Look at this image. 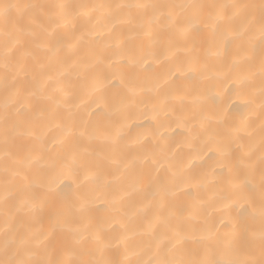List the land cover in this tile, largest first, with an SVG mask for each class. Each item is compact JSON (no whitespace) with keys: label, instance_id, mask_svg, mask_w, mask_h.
<instances>
[{"label":"bare ground","instance_id":"1","mask_svg":"<svg viewBox=\"0 0 264 264\" xmlns=\"http://www.w3.org/2000/svg\"><path fill=\"white\" fill-rule=\"evenodd\" d=\"M0 264H264V0H0Z\"/></svg>","mask_w":264,"mask_h":264},{"label":"snow or ice","instance_id":"2","mask_svg":"<svg viewBox=\"0 0 264 264\" xmlns=\"http://www.w3.org/2000/svg\"><path fill=\"white\" fill-rule=\"evenodd\" d=\"M12 7V5H3L0 6V12H2L3 14H7L8 10ZM190 264H193V262H190ZM215 264H221V262H215Z\"/></svg>","mask_w":264,"mask_h":264}]
</instances>
